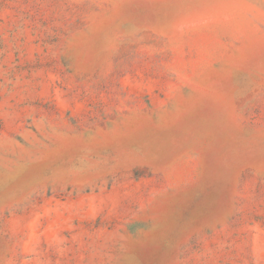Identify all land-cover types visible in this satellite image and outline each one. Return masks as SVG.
<instances>
[{"label": "rangeland", "instance_id": "1", "mask_svg": "<svg viewBox=\"0 0 264 264\" xmlns=\"http://www.w3.org/2000/svg\"><path fill=\"white\" fill-rule=\"evenodd\" d=\"M0 264H264V0H0Z\"/></svg>", "mask_w": 264, "mask_h": 264}]
</instances>
